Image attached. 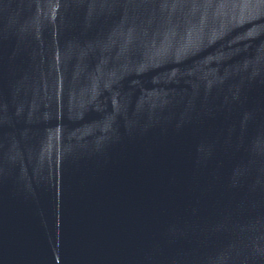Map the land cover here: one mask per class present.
Masks as SVG:
<instances>
[{"label":"water","instance_id":"water-1","mask_svg":"<svg viewBox=\"0 0 264 264\" xmlns=\"http://www.w3.org/2000/svg\"><path fill=\"white\" fill-rule=\"evenodd\" d=\"M87 264H264V0H47Z\"/></svg>","mask_w":264,"mask_h":264}]
</instances>
